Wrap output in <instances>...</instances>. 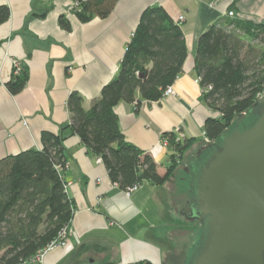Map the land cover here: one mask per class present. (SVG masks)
I'll list each match as a JSON object with an SVG mask.
<instances>
[{
	"label": "crops",
	"instance_id": "crops-1",
	"mask_svg": "<svg viewBox=\"0 0 264 264\" xmlns=\"http://www.w3.org/2000/svg\"><path fill=\"white\" fill-rule=\"evenodd\" d=\"M76 1L0 0V6L9 9L8 20L0 25V159L41 149L42 132L62 133L70 123L66 103L71 93L81 95L88 110L116 75L143 11L160 6L176 22L183 17L187 56L171 85L174 96L142 101L139 107L121 102L113 111L125 141L150 155L162 176L174 153L160 145L163 135L180 143L206 140L204 122L217 115L203 102L194 71L198 37L210 25L234 18L261 23L264 0H239L233 17L227 13L234 0H117L107 18L87 23L71 10ZM60 17L68 21L70 31L60 27ZM14 64L28 74L17 95L6 89ZM63 135L66 168L61 175L76 209L66 244L53 247L38 264H170L168 245L154 240V233L187 229V224L168 222L162 215L167 183L144 184L126 196L77 136L69 131ZM81 246L89 252L76 256Z\"/></svg>",
	"mask_w": 264,
	"mask_h": 264
},
{
	"label": "trees",
	"instance_id": "trees-1",
	"mask_svg": "<svg viewBox=\"0 0 264 264\" xmlns=\"http://www.w3.org/2000/svg\"><path fill=\"white\" fill-rule=\"evenodd\" d=\"M238 1L234 0L228 12H233ZM116 2L86 0L75 14L81 23L104 19ZM8 18V7L0 6V25ZM59 25L70 31L64 17L59 18ZM195 53L194 71L202 100L217 114L206 119L203 126L205 139L214 142L264 94V21L234 18L224 24L214 23L198 37ZM186 56L180 23L162 7H148L126 46L116 75L102 87L90 108L85 110L81 95L71 93L66 103L70 123L62 133L42 132L41 149L30 148L0 159V264H20L69 229L76 207L65 192L61 175L66 166L65 131L77 136L100 158L110 182L122 191L133 185L159 186L170 179L195 139L180 143L172 135H163L174 153L166 173L160 176L150 155L125 141L113 110L121 102L136 107L142 101L158 102L181 74ZM27 80L26 70L20 68L17 74L13 70L6 89L17 95ZM89 249L81 246L76 256L86 255Z\"/></svg>",
	"mask_w": 264,
	"mask_h": 264
},
{
	"label": "water",
	"instance_id": "water-1",
	"mask_svg": "<svg viewBox=\"0 0 264 264\" xmlns=\"http://www.w3.org/2000/svg\"><path fill=\"white\" fill-rule=\"evenodd\" d=\"M163 189L157 231L170 264H264V94L214 141L183 155Z\"/></svg>",
	"mask_w": 264,
	"mask_h": 264
},
{
	"label": "built area",
	"instance_id": "built-area-1",
	"mask_svg": "<svg viewBox=\"0 0 264 264\" xmlns=\"http://www.w3.org/2000/svg\"><path fill=\"white\" fill-rule=\"evenodd\" d=\"M86 0H77L72 6H71V10L76 12L79 10L80 8V5L81 3L85 2ZM227 15L229 17H233L234 16V12H228ZM183 21V17H179L178 19V22L181 23ZM20 70V66L18 64H14V71H15V74H17ZM198 82H199V79H198ZM202 92V90H201ZM174 96V92L172 90V87L169 86L167 87L165 90H164V93H163V97H172ZM23 125H25V122L23 121L22 122ZM160 145L163 147V148H167L168 147V140L167 138H162L160 140ZM99 163L101 162L100 158H98L97 160ZM66 168V166H65ZM139 188L138 185H133L131 187H128L127 189H125L123 192L126 196H129L132 192H135L137 189ZM69 234V230H63L59 235H58V238L55 242H53L51 245L47 246L46 248H44L43 250H40L36 255H34L33 257L27 259V260H24V261H21L20 264H38L40 263L44 256L46 255V253L51 250L53 247H56V246H64L66 244V241H67V238H68V235Z\"/></svg>",
	"mask_w": 264,
	"mask_h": 264
},
{
	"label": "bare ground",
	"instance_id": "bare-ground-1",
	"mask_svg": "<svg viewBox=\"0 0 264 264\" xmlns=\"http://www.w3.org/2000/svg\"><path fill=\"white\" fill-rule=\"evenodd\" d=\"M179 23V22H178Z\"/></svg>",
	"mask_w": 264,
	"mask_h": 264
},
{
	"label": "rangeland",
	"instance_id": "rangeland-1",
	"mask_svg": "<svg viewBox=\"0 0 264 264\" xmlns=\"http://www.w3.org/2000/svg\"><path fill=\"white\" fill-rule=\"evenodd\" d=\"M187 152V151H186Z\"/></svg>",
	"mask_w": 264,
	"mask_h": 264
}]
</instances>
